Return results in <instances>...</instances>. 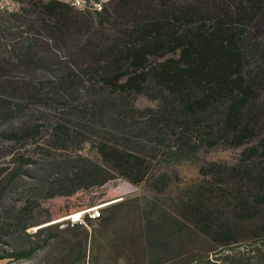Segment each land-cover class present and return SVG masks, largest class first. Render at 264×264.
Segmentation results:
<instances>
[{"label":"trees","instance_id":"1","mask_svg":"<svg viewBox=\"0 0 264 264\" xmlns=\"http://www.w3.org/2000/svg\"><path fill=\"white\" fill-rule=\"evenodd\" d=\"M27 1L29 12L0 11V29L6 20L11 33L27 31L11 47L25 74L5 73L1 63L10 61L0 56V136L13 141L1 155L16 164L0 168V198L20 176L33 181L35 197L72 196L114 179L148 180L159 193L170 179L151 173L155 163L241 148L233 163L200 166L205 180L172 210L151 197L97 201L102 192L84 204L104 203L100 216L84 220L103 230L98 238L107 240L91 247L112 256L108 264H264V0H111L96 13ZM26 14L40 26L23 21ZM136 95L155 105L138 108ZM32 207L26 200L0 213L1 263L30 258L57 237L58 223H34ZM127 209L139 213L130 225L137 233L117 224L114 231L135 240L111 241L109 224ZM170 234L179 249L168 258ZM189 234L208 245L186 248ZM95 238L85 232L71 244L70 264Z\"/></svg>","mask_w":264,"mask_h":264},{"label":"rangeland","instance_id":"2","mask_svg":"<svg viewBox=\"0 0 264 264\" xmlns=\"http://www.w3.org/2000/svg\"><path fill=\"white\" fill-rule=\"evenodd\" d=\"M8 1L15 2V4L16 2H18V4L16 5L17 10L15 11H18L21 7L25 8V10H28L27 12H29L30 2H28L27 0ZM26 15V17L23 16V21H25L29 26H40L39 19L37 18L36 14ZM21 18L22 17H19L18 19ZM18 22L19 21H12L11 23L18 25ZM3 24L4 25L2 29H0V56L10 61V64L8 63L9 65L4 66V63H1V66L3 68V71L11 75L12 77L16 76V74L23 75L26 73V70L24 71L22 68H15L13 66V62L15 61L11 57L13 54V50L11 47L12 44L18 42L20 38L27 37V31L25 33H22L21 36H17L21 34L19 33L20 31H15V34L11 33L9 21L5 20L3 21ZM24 29L27 30V27H24ZM258 38H263L264 40V34L259 36ZM51 44H53V41ZM43 54L46 57L51 56V54ZM56 54L58 57H61L66 54V51L58 49ZM38 72L47 74V72L43 69L42 71ZM134 102L135 105L140 109L155 105L154 102L149 101L143 95L134 96ZM32 113H36L35 109H30L28 115L15 119L12 123H10V125L15 126L22 120H26L27 118H29V115ZM7 125L8 124H3L1 126V129L7 127ZM12 144L13 141L0 136V168L7 169L12 168L16 165L15 163L7 162L9 161V159L1 155V149H8ZM240 151L241 148L220 147L211 150L200 151L194 161H186L176 164L172 159H163V161L155 163L152 167L151 173L156 174L158 171H163L169 175L170 179L169 186L163 192L159 193L151 188L150 181L148 180L142 182L140 185L135 186L130 184L126 180L114 179L100 189L90 190L86 192L80 191L72 196L57 195L51 198H45L40 197V195H37L35 193L37 195V197H35L33 196V193L28 190L30 186L33 185V181H30L27 176H20L16 178L12 185L1 195L0 213L8 210L9 207L13 205H16L17 208L18 206H21L23 203H25L26 200H28L33 206L31 209V215L33 216L32 220L34 221V223H58L57 228H55L57 237L50 240L48 245L38 250L30 258L18 260L16 262H7L6 264H70L73 260L72 258L77 254L76 247L71 246V244L76 245L78 244V242L82 241L84 239L85 232L89 235L91 234L92 236H96L97 238H95V240H93L92 242L88 241L86 257L75 262L74 264H108L107 261L112 256H109L104 250L99 251L96 247L95 249L94 247H91V245H97L98 242H102L101 244H103V242L107 240L98 238L104 233L103 230L98 227V225L90 224L85 220L84 223L79 224L82 225V227L77 228V230L70 229L71 226L69 225V222L67 223V218H69L70 216L73 218L76 217L75 213L82 211V213L79 215L81 217L83 216L85 210L92 207L99 208L100 205L104 204H95L91 207L85 208L86 205L84 204L88 203L91 197H95L103 192V195H101V197L97 199V201L99 200L107 202L115 199H123L127 200L128 203L133 202L132 199L134 197H151L154 201L161 203L163 207L172 210L176 207V202L181 197V195L184 192L189 191L192 184L205 180V178H203V175L199 173L200 166H205L208 164V162L211 161L233 163L237 160V157H239ZM85 152L86 150L84 149V152L82 153L84 154ZM155 213L157 212H154V214ZM137 214H139L138 211L132 213L129 212V209H127L124 213L121 212L120 214L115 216V218L113 219V224H109L110 228L106 232V234L111 235V241H113L114 238L121 239L124 242L135 240V237L132 239L130 233L128 232L120 236L119 234H116L114 230H117L115 228L117 224L120 227L126 226L127 228L131 229L132 232L137 233V230L135 228L130 227V225H134V217L137 216ZM36 228L37 226H32L29 227L27 231L31 233L34 232ZM99 229H101V231ZM164 238L166 249L168 248V250L170 251L168 258H171L174 255L173 250L179 249L177 239L172 234H170L169 236H165ZM30 239L34 240L37 238L31 236ZM184 239L186 240V248H189L191 246L198 247L208 245V243H204V241H201L200 238H198L194 234L186 235V238ZM246 243L247 242L244 241V244ZM244 244L242 245V247H240L241 249L244 248ZM139 248L141 249V247ZM184 249L185 246L182 248V250ZM0 264L4 263L0 262Z\"/></svg>","mask_w":264,"mask_h":264},{"label":"built area","instance_id":"3","mask_svg":"<svg viewBox=\"0 0 264 264\" xmlns=\"http://www.w3.org/2000/svg\"><path fill=\"white\" fill-rule=\"evenodd\" d=\"M67 3L70 7L78 11H91V12H100L111 0H62ZM18 2H11L8 0H0V11H15L17 10L16 5ZM84 152V151H83ZM91 219H95L100 216V209L97 207H92L85 210L84 214ZM84 214L83 216H76L75 218H67V223L69 222L70 226L84 223Z\"/></svg>","mask_w":264,"mask_h":264},{"label":"bare ground","instance_id":"4","mask_svg":"<svg viewBox=\"0 0 264 264\" xmlns=\"http://www.w3.org/2000/svg\"><path fill=\"white\" fill-rule=\"evenodd\" d=\"M84 212V211H83ZM82 213V211L75 213V216H79ZM71 217V216H70Z\"/></svg>","mask_w":264,"mask_h":264}]
</instances>
